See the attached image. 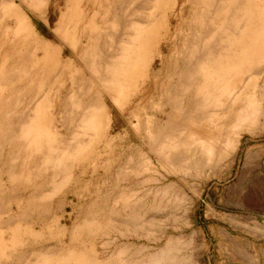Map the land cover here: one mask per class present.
I'll use <instances>...</instances> for the list:
<instances>
[{
  "label": "bare ground",
  "instance_id": "1",
  "mask_svg": "<svg viewBox=\"0 0 264 264\" xmlns=\"http://www.w3.org/2000/svg\"><path fill=\"white\" fill-rule=\"evenodd\" d=\"M45 3L0 0L1 14L13 19L19 33L16 40L30 46V52H14L6 66L0 43V194L7 185L12 188L9 197L0 198V211L11 202L8 224L16 245L8 264H106L98 254L43 252L42 243L36 250L22 252V222L28 221L22 204L34 206L29 217L31 235L43 221V208H38L44 201L43 187L56 182L60 169L71 171L75 163L77 182L88 171L87 183L104 177L109 166L99 161L101 155L88 166L71 161L81 155L88 134L90 143L105 138L124 152V166L130 173L123 178L132 176L135 182L126 190L123 187L119 202L129 208L126 214L136 217L132 207L148 197L139 195L140 188L155 181L142 175H149L160 163H186L181 152L195 144L200 128L209 133L225 130L237 120L242 97L260 83L264 86V0H77L73 14L63 15L56 23L54 32L61 40L57 47L38 42L22 12L24 6L41 16ZM73 17L77 18L71 25ZM180 26L185 30H177ZM178 37L181 51L175 50L173 71L165 72L163 49L174 47ZM67 46L71 53L66 56ZM70 57L80 63L70 76L78 96L62 98L59 89L53 93L43 89V64L63 74L62 62ZM49 96L52 102L44 108ZM107 99L121 111L126 106L132 135L125 128L123 135L108 137L112 119ZM43 108L55 118L48 114L43 119ZM43 129L51 135L43 137ZM131 136L140 142L137 147L130 144ZM227 139L222 140L225 152H231L236 145ZM112 187L117 189V181ZM72 192L76 194V188ZM116 214L123 224V216ZM89 218L84 216L85 221ZM153 218L151 212L143 220ZM74 230L75 223L70 235ZM40 232L33 240L41 237Z\"/></svg>",
  "mask_w": 264,
  "mask_h": 264
},
{
  "label": "rangeland",
  "instance_id": "2",
  "mask_svg": "<svg viewBox=\"0 0 264 264\" xmlns=\"http://www.w3.org/2000/svg\"><path fill=\"white\" fill-rule=\"evenodd\" d=\"M76 1L45 0L41 16L22 6V12L27 15V24L38 42L50 43L53 47L61 43L54 32L56 23L63 15L73 14ZM178 9L179 6L175 12ZM1 13L0 9V43H3L1 53H6L8 66L14 52L23 53L30 46L16 40L19 33L14 27L13 19ZM76 18L73 17L71 25ZM5 26L8 28L6 37L3 34L7 29H4ZM173 26L174 20L170 22L171 31ZM180 27L177 30H185L184 26ZM162 33L163 30L160 34ZM174 43L177 45L176 49L174 46L170 50L163 49L162 52L165 56V72L173 71L177 56L175 50L181 51L179 37ZM70 53L67 46L66 56ZM64 59L63 74H59L60 70L54 72L43 64V89H48L50 93L59 89L62 98L74 97L77 95V87L75 83L72 84L70 76L79 68L80 63L74 57ZM261 84L242 97L233 126L231 124L223 131L216 130L212 133L199 129V138L196 136L195 144L189 149L186 147L187 150L183 149L187 156L181 152L186 163L178 166L160 163L149 175H142L143 178L152 177L155 181L148 188L146 184L140 188L139 195L147 193L148 197L142 198V205L138 203L139 209L138 205L135 206L139 212L132 207L138 214L136 217L126 214L129 208H122L119 202L118 195L127 189L126 185L135 182L132 176L129 180L123 178L125 172L130 173V168L124 166L127 159L124 152L118 143H109L105 138L90 143L89 135L85 134V148L77 159L71 161H79L80 166H88L101 155L99 161L107 163L109 173H105L102 181L87 183L90 171L77 182L75 163L71 171L60 169L55 175L56 182L43 187L44 201L41 202L42 205H38V208H43V221L40 225L42 232L40 227H35L32 234L28 235L34 206L28 208L25 203L22 204L23 217H27L28 221L22 222L20 250H36L42 243L43 252L83 254L86 257L98 254L102 260L107 261L106 264H264V86L261 87ZM51 102L49 96L43 102V107L45 108V103L49 105ZM107 105L112 119L108 137L123 135L125 128L132 135L133 131L127 126L126 106L121 111L108 99ZM44 108L43 119L48 114L55 118L51 110L46 112ZM48 134L51 135L43 129V137ZM228 135L236 145L231 152H225L224 141L229 138ZM131 137L130 144L137 147L140 142ZM25 175L23 174L24 177ZM116 181L117 189H114L112 186ZM74 188L77 190L76 194L72 192ZM11 189L7 185L0 198L7 194L9 197ZM7 204L10 205L11 202ZM8 205L2 211L3 214L0 211V264H8L16 246L11 240L12 226L8 224L11 213ZM151 212L154 218L144 221ZM116 213L123 216V224L117 220ZM86 215H90V218L85 221ZM129 219L132 221L125 222ZM74 223L76 230L70 235ZM62 228L64 231L60 232ZM36 232H40L41 236L37 241L33 240Z\"/></svg>",
  "mask_w": 264,
  "mask_h": 264
}]
</instances>
